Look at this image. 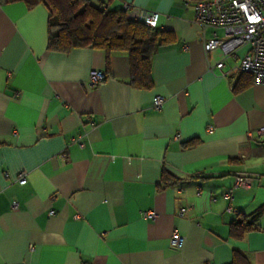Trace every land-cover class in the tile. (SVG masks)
Masks as SVG:
<instances>
[{"label":"crops","instance_id":"1","mask_svg":"<svg viewBox=\"0 0 264 264\" xmlns=\"http://www.w3.org/2000/svg\"><path fill=\"white\" fill-rule=\"evenodd\" d=\"M124 2L157 12L155 28L171 32L151 88L131 85L126 52L107 69L101 49L48 50L46 6L0 0V264H264V210L232 232L264 207V85L235 68L248 48L218 69L223 54L205 52L195 1L109 7ZM92 70L106 73L93 87ZM163 170L179 181L160 186ZM239 173L256 177L239 187ZM147 210L157 217L143 219Z\"/></svg>","mask_w":264,"mask_h":264},{"label":"trees","instance_id":"2","mask_svg":"<svg viewBox=\"0 0 264 264\" xmlns=\"http://www.w3.org/2000/svg\"><path fill=\"white\" fill-rule=\"evenodd\" d=\"M29 9L43 4L49 11L48 42L50 51L68 53L76 48L101 49L105 52L107 69L111 56L115 52H126L130 58V83L138 88H151L152 58L158 47L164 44L171 32L147 26L141 21L132 20L121 8H110L114 0H100L94 4L91 0H22ZM198 1V0H193ZM247 77L246 84L254 82L251 74L242 72ZM236 89L241 87L240 82ZM198 140L185 144L193 147ZM179 179L167 170L161 174L160 186L168 187ZM264 207L248 218L236 220L232 232L242 235L254 228ZM238 256V255H237ZM235 255V261L236 257ZM241 257V256H240ZM239 257V258H240Z\"/></svg>","mask_w":264,"mask_h":264},{"label":"built area","instance_id":"3","mask_svg":"<svg viewBox=\"0 0 264 264\" xmlns=\"http://www.w3.org/2000/svg\"><path fill=\"white\" fill-rule=\"evenodd\" d=\"M192 4L195 12V21L200 28V35L206 53L219 49L223 54V60L214 67L222 69L224 59L228 56L236 55L242 47H247L248 52L236 65V70L245 72L253 76L254 82L264 85V0H198L188 2ZM124 10L132 20L143 22L149 27H156L159 14L154 11H147L133 6L129 2H124ZM212 29L211 37L207 36V30ZM222 29L223 34L218 35L216 30ZM188 47L186 46L185 49ZM214 67H211L213 69ZM106 78V73L101 70H92L89 75V85L91 87L101 84ZM165 97L156 95L152 106L160 111L163 108ZM209 131L213 126L207 128ZM257 134H264V126L257 128ZM249 136H253L252 132ZM255 175L239 173L235 177V184L239 187H249L255 180ZM20 184L27 182V174L19 173ZM17 207V203L13 202ZM187 209L179 210V215L183 216ZM54 213V211H51ZM143 219H155V210H147L141 213ZM79 217V215H77ZM185 237L175 230L170 238V244L176 248H181Z\"/></svg>","mask_w":264,"mask_h":264}]
</instances>
